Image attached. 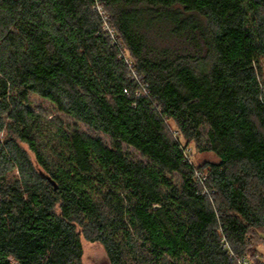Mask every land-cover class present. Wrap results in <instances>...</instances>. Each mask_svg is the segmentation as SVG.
Masks as SVG:
<instances>
[{"label": "trees", "instance_id": "1", "mask_svg": "<svg viewBox=\"0 0 264 264\" xmlns=\"http://www.w3.org/2000/svg\"><path fill=\"white\" fill-rule=\"evenodd\" d=\"M262 60L264 0H0V264L260 261Z\"/></svg>", "mask_w": 264, "mask_h": 264}, {"label": "rangeland", "instance_id": "2", "mask_svg": "<svg viewBox=\"0 0 264 264\" xmlns=\"http://www.w3.org/2000/svg\"><path fill=\"white\" fill-rule=\"evenodd\" d=\"M159 45H161V40L158 42ZM262 66L264 68V60H262ZM32 102L34 103V107H37L38 109H43L47 112L49 115V119L53 118H59L65 123L66 129L68 131L72 130L76 122L68 115L61 113L58 111L57 108H55L53 105H51L49 102L38 98L33 97ZM80 129L91 136L94 139H100L102 142L107 145L111 146L112 141L108 136L105 134L96 131L89 126L79 123L78 124ZM172 130L176 131V127L173 124H170ZM203 133H206V129L202 130ZM4 135L3 133L0 134V139H3ZM183 144H185L184 140H182ZM123 149L126 153L130 154L133 158L141 159L140 155L131 147L128 145H123ZM189 158L194 163L196 167H200L206 162H219V158L212 152H203L199 150L198 144L196 142H192L187 146ZM176 181H180L178 177H176ZM255 243L253 245L254 249H256L257 255L260 257L257 259V256L254 255V253L249 254L248 264H264V240L255 239ZM259 242V243H258ZM82 245H83V257H82V264H110L107 253L104 249V247L100 243H91L86 241L85 239H82Z\"/></svg>", "mask_w": 264, "mask_h": 264}, {"label": "built area", "instance_id": "3", "mask_svg": "<svg viewBox=\"0 0 264 264\" xmlns=\"http://www.w3.org/2000/svg\"><path fill=\"white\" fill-rule=\"evenodd\" d=\"M107 19V18H106ZM111 33H113V31L111 30ZM134 73V72H133ZM135 77L137 78L136 74L134 73ZM196 180H198L199 183L204 181V177H202L199 173L196 175ZM240 264H248V261H246L245 259H242L240 262Z\"/></svg>", "mask_w": 264, "mask_h": 264}]
</instances>
